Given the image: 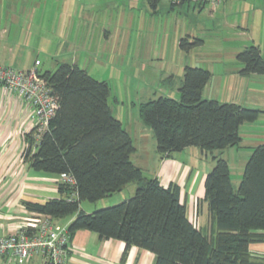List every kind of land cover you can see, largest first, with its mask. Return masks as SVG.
I'll return each mask as SVG.
<instances>
[{"label": "trees", "instance_id": "1", "mask_svg": "<svg viewBox=\"0 0 264 264\" xmlns=\"http://www.w3.org/2000/svg\"><path fill=\"white\" fill-rule=\"evenodd\" d=\"M161 1L145 0L153 13ZM202 44L197 36L185 35L179 40L184 51ZM237 59L244 65L242 74H264V57L258 46L245 47ZM40 74L52 86L59 107L39 139L35 129L26 133L23 158L33 170L59 176L67 173L75 183L58 182L59 197L44 202L27 200L28 210L57 219L75 215L67 228L70 239L78 230L87 229L101 239L124 241V263L135 246L152 252L153 264H264L251 253L253 244L264 243V143L253 149L237 190L228 161L213 156L215 165L204 183L203 201L209 210V231L205 232L189 218L178 183L163 185L132 162L136 149L113 113L106 81L70 62ZM211 77L205 67L186 65L179 99L159 96L140 104V118L153 129L161 158L190 146L206 153L239 145L240 126L263 112L204 98ZM132 182L137 187L129 199L91 213L81 208L83 200L104 199Z\"/></svg>", "mask_w": 264, "mask_h": 264}, {"label": "crops", "instance_id": "2", "mask_svg": "<svg viewBox=\"0 0 264 264\" xmlns=\"http://www.w3.org/2000/svg\"><path fill=\"white\" fill-rule=\"evenodd\" d=\"M144 1L0 0V64L17 70L36 67L40 72H44L52 70L51 66L54 63L58 65L61 62H70L88 70L83 62L96 52L100 54V50L93 49V45L108 42L113 37H121L123 33L120 32L124 30L127 32L125 51L128 53L129 45L132 44L131 31L136 26L140 27L139 10L141 6H145ZM146 9L153 19L163 12L169 15L177 11L180 15L178 19L183 26L182 37L199 36L203 39V44H206L208 39L221 37L222 42L226 40L228 43L239 44L238 47L242 48L256 45L264 54L261 49L264 48V0H219L216 6L209 1L203 4L184 2L173 5L171 0H162L157 13H153L150 8ZM216 43L217 41H214L213 44ZM115 52L119 56L124 53L121 44ZM219 55L213 57L215 61H219ZM233 70L234 73L237 72L239 66L237 70ZM233 70L224 68V71L228 72ZM211 73L213 76L214 69H211ZM118 109L121 111V108ZM114 115L121 120L132 137L136 149L131 156L132 162L145 176L157 177L163 185L178 183L181 186V198L187 204L189 218L202 228L208 226V204L203 201L206 175L198 192L187 190V183L193 181L194 170L190 161L186 163L178 156L183 153L189 156L196 155L199 150L191 151L199 148L190 146L169 158L159 157V167L151 172L144 165L138 164V152L142 149L143 143L142 136L134 130V123L132 120L125 122L122 114ZM34 121V109L16 94L0 87L1 235L23 226L36 214L26 208L25 201L44 202L60 196L59 175L33 170L24 161L26 133L33 129ZM125 124H128L127 127ZM140 125L142 126L137 129L141 130L143 127L146 129L143 124ZM149 135L153 152L156 149L155 136L151 132ZM136 187L137 184L128 188V194L134 192ZM121 191L104 198L105 206L122 200ZM74 218L75 215L68 216L65 223L54 217L53 220L57 228H68ZM70 245L72 250L68 264H153L155 259L152 252L132 246L124 263L122 262L124 241L101 239L97 233L87 229L78 230L70 239ZM0 264L20 263L8 255H0ZM24 264L47 262L41 253H34Z\"/></svg>", "mask_w": 264, "mask_h": 264}, {"label": "rangeland", "instance_id": "3", "mask_svg": "<svg viewBox=\"0 0 264 264\" xmlns=\"http://www.w3.org/2000/svg\"><path fill=\"white\" fill-rule=\"evenodd\" d=\"M144 4L145 6H141V10H139L140 20L138 22L140 27L136 26L131 31L133 33L132 44L129 45L128 53L125 51L127 32L124 30L120 32L123 33L121 37H113L108 42L93 45V49L100 50V54L96 52L83 63L87 65V71L91 76L109 84L111 92L109 103L114 113L116 115L122 114L125 122L132 120L134 123V130L142 136L143 143L142 149L138 152V164L144 165L151 172L159 167L160 154L157 149V142L155 151L152 152L151 150L149 132L154 134V131L141 120L140 104L159 96L179 99L186 65L205 67L210 71L214 69L213 76L203 91L204 98L217 99L221 102H235L250 108L261 109L263 112L255 121L245 122L240 126L242 141L239 145L229 146L222 151L214 150L206 153H201L200 147L192 146V148L199 149H192L191 152L199 150V153L192 156L183 153L178 156L186 163L190 161L191 168L194 170L193 181L187 183V190L198 192L205 175L215 165L214 155H220L228 161L232 183L237 190L253 149L264 143V74H242L241 69L244 65L237 59V53L245 47H238L239 44L228 43L226 40L222 42L221 37L214 40L208 39L206 44L197 46L190 51L182 50L179 46V40L182 37L183 26L179 21L178 12H171L169 15L163 12L153 19L146 9H149V5L145 1ZM181 19L183 18L181 17ZM183 36L185 37V35ZM214 41L217 43L213 44ZM119 44L124 50L120 56L115 52L118 50ZM235 49L237 51L234 52ZM261 49L264 52V48ZM216 54H220L219 61H215L213 58ZM262 55L264 57V54ZM40 58L42 59V56ZM237 66H239L240 72L237 70ZM51 67L54 70L57 65L54 63ZM224 68L225 70L227 68L235 69L237 72L234 73V70L224 71ZM118 107L121 108V111ZM140 124H143L146 129L144 127L141 130L137 129L142 126ZM127 125L125 124V127ZM154 138L156 141V137ZM135 184L136 182L129 183L122 189L123 191L120 193L123 195L122 200L117 203L134 195L136 189L128 194V188L134 187ZM105 200H83L81 208L91 213L111 206H105ZM67 220L68 216L61 218L63 223ZM205 226L204 231H209V227ZM251 253L255 259L264 260V243L252 245Z\"/></svg>", "mask_w": 264, "mask_h": 264}, {"label": "built area", "instance_id": "4", "mask_svg": "<svg viewBox=\"0 0 264 264\" xmlns=\"http://www.w3.org/2000/svg\"><path fill=\"white\" fill-rule=\"evenodd\" d=\"M190 1L197 3L209 1L213 6L219 2V0ZM0 87L16 94L34 109L33 129L36 130V138L39 139L48 129L59 107L58 97L54 94L52 86L36 67L17 70L0 64ZM60 180L75 183L73 176L67 173L61 174ZM35 213L23 226L7 234H0V255H8L18 263L24 264L34 253H41L47 264H68L72 247L67 228H57L49 214Z\"/></svg>", "mask_w": 264, "mask_h": 264}]
</instances>
